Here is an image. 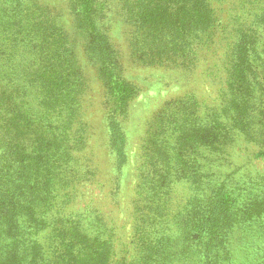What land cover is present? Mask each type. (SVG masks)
Instances as JSON below:
<instances>
[{
	"label": "rangeland",
	"instance_id": "obj_1",
	"mask_svg": "<svg viewBox=\"0 0 264 264\" xmlns=\"http://www.w3.org/2000/svg\"><path fill=\"white\" fill-rule=\"evenodd\" d=\"M136 2L0 0V167L13 161L7 153L12 145L24 156L42 143L37 138L51 141L40 151L50 155L44 163H30L20 171L14 164L9 168L15 186L24 193L17 206L0 214L3 264L35 263L38 229L32 227L41 219L47 194L42 188L45 176L37 171L64 169L69 161L91 172L70 189L73 198L67 211L97 205L100 216L121 235L116 236L111 264L130 257L134 244L122 237L130 240L134 235V200L148 167L141 155L152 123L159 121L166 106L175 117L176 107L189 92L210 106L222 103V77L227 76L223 49L215 52L213 43L203 47L197 41L188 56L192 64L181 63L176 54L179 47L189 46L190 33L181 29L178 2L154 0L149 16L140 13L142 6ZM197 46V54L191 55ZM257 79L264 84V78ZM118 81H127L135 91L123 108L114 90ZM261 91L257 86L254 92ZM244 139L228 147L224 158L197 149L202 154L192 169L203 163L200 170L209 177H199L196 189L186 180L176 184L179 209L206 201L216 188L228 195L230 203L226 212L217 214L218 210L213 222L200 230V239L184 233L195 219L176 215L187 218V223L166 245L152 249L158 251L149 254V264H264V158L255 156L258 144ZM68 154L75 159L67 161ZM156 170L160 171L158 166ZM193 173L197 178L198 169ZM46 232L44 226L38 232L37 244L42 247L47 244Z\"/></svg>",
	"mask_w": 264,
	"mask_h": 264
},
{
	"label": "trees",
	"instance_id": "obj_2",
	"mask_svg": "<svg viewBox=\"0 0 264 264\" xmlns=\"http://www.w3.org/2000/svg\"><path fill=\"white\" fill-rule=\"evenodd\" d=\"M85 1L89 5V0ZM176 2L178 13L183 17L181 29L184 28L185 32L190 33L189 46L179 47L176 58H181V63L188 60V65L192 64V58L188 59V56L197 41L203 47L213 43L215 52L219 48L223 49V68L227 76L222 77L223 84L225 83L222 103L210 106L196 94L189 92L176 107L175 117L166 106L159 121L152 123L153 129L144 145L145 153L141 155L143 164L148 167L147 174L142 175L141 190L134 200V235L130 240L122 237L123 240L133 242L135 253L130 257L124 255V259L118 264H149V254L158 251L152 249L166 245L174 238L182 224L187 223V218H176V215H190L195 219V224L193 222L189 228L185 226L184 233L188 237L194 233L199 238L200 230L206 229L210 222H213V215H216L218 210L217 214L226 212L230 200L221 188L213 189L205 197L206 201H196L190 208L184 206L179 209L180 204L174 194L176 184L186 180L190 182L191 189H196L199 186V177H209L206 172L200 170L204 167L203 163L200 169H192L193 163L202 154H199L197 149L215 151L219 158H224L222 154L225 150L238 144V139L242 137L258 144L255 156L264 158V84L257 79L264 78V52L261 50L264 49L261 45V39H264V0ZM154 3V0H137L136 5L139 8L142 6L141 14L149 16ZM144 9L147 13H144ZM218 33H221L219 37ZM198 46L191 55L197 54ZM118 82L119 85L114 86V90L118 99L123 101V108L126 106L124 103L135 91L127 81ZM257 86L262 89L258 94L254 92ZM118 133L114 132L116 135ZM35 141L42 143H36L33 151L27 155L19 156L15 145L7 152L14 159L4 161V167H0V214L8 211L9 206L11 209L17 206L24 193L15 186V179L11 177L14 174L9 168L14 164L20 171V167L25 168L30 163H44L43 159L50 156L48 151L46 156L40 151L45 150L51 141L43 138H37ZM194 150L197 151L195 154H198L193 156ZM187 152L189 154L186 155ZM69 159L75 158L68 154L67 161ZM215 159L217 158L210 159V163ZM17 161L19 162L16 163ZM159 163L161 164L158 165ZM61 164L59 162L57 166ZM77 166L76 162L69 161L64 169L61 167L54 171L46 167V173L37 171L45 176L42 188H45L47 194L41 219L32 227L38 229L34 238L37 246L35 263L30 260L28 264H111L116 253V236L121 239V235L108 221H104L97 205L96 208L93 204H88L85 208L67 211L66 204L68 206L73 198L70 189L76 188L91 172L89 168L82 171ZM157 166L159 172L156 170ZM197 169L196 178L193 172ZM56 178L60 179L59 182ZM149 179L155 183L150 184ZM156 186L163 189L161 193ZM19 207L23 208L24 205ZM43 226L49 232L43 236L47 244L42 247L40 245L44 244L37 243L41 240L38 232ZM123 245L126 247V242ZM0 264H3L2 260Z\"/></svg>",
	"mask_w": 264,
	"mask_h": 264
}]
</instances>
